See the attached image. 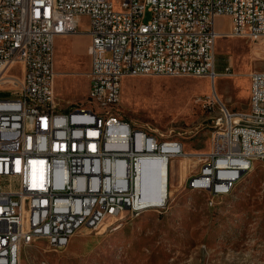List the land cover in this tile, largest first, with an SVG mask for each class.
Wrapping results in <instances>:
<instances>
[{
	"label": "built area",
	"instance_id": "2783aa9c",
	"mask_svg": "<svg viewBox=\"0 0 264 264\" xmlns=\"http://www.w3.org/2000/svg\"><path fill=\"white\" fill-rule=\"evenodd\" d=\"M82 16L89 92L84 103L59 110L54 39L79 34ZM220 18L226 32L215 30ZM219 38L263 39L264 0H0V264H20L36 241L59 251L82 228L154 208L142 198L144 164L163 163L169 175L183 145L118 117L122 80L213 81ZM248 78L246 113H229L216 95L198 98L218 104L219 114L211 150L195 155L204 162L187 185L207 188L212 199L264 164V133L246 128V121L264 124V71Z\"/></svg>",
	"mask_w": 264,
	"mask_h": 264
},
{
	"label": "rangeland",
	"instance_id": "374dc122",
	"mask_svg": "<svg viewBox=\"0 0 264 264\" xmlns=\"http://www.w3.org/2000/svg\"><path fill=\"white\" fill-rule=\"evenodd\" d=\"M227 28L226 19L216 21V31ZM87 31L88 19L82 16L79 34L68 40L57 63L72 71L85 68ZM214 53L215 72L221 73L213 81L152 76L122 80L118 117L180 142L189 155L187 160L178 157L170 162L164 196L159 191L158 204H150L160 207L139 216L123 213L109 218L96 230L82 228L59 251L44 240L36 241L22 253L20 264H264V164L255 162L222 197L212 199L208 192L192 191L187 185L204 162L195 155L211 150L213 122L219 114L218 104L209 107L198 98L216 94L229 113H246L248 76L264 71V38L256 42L219 38ZM11 73L19 76L18 68ZM86 84L83 75L57 79L58 109L84 103Z\"/></svg>",
	"mask_w": 264,
	"mask_h": 264
},
{
	"label": "bare ground",
	"instance_id": "6f19581e",
	"mask_svg": "<svg viewBox=\"0 0 264 264\" xmlns=\"http://www.w3.org/2000/svg\"><path fill=\"white\" fill-rule=\"evenodd\" d=\"M215 48V46H214ZM219 100L218 96H216ZM220 101V100H219ZM221 102V101H220ZM237 122V121H236ZM264 124L259 123L257 121H246V128H249L253 131V133H264L263 129ZM188 154H184V158L187 160ZM193 157V156H192ZM182 167V166H181ZM144 170H143V176H142V198L148 205L150 204H158L157 200H159L160 196L159 194L162 191V197L164 196V178L166 181V175L168 177V172L166 170V167L163 163L160 162H150L144 164ZM250 169H246L243 173V175L248 172ZM243 175L238 176L234 182L232 183V188L227 189L225 195L230 194V192L233 190L234 186L240 181V179L243 177ZM144 179V180H143ZM189 190L192 191H199V192H208L207 188H198V190H193V186H188ZM156 190L155 192H153ZM165 202V201H164ZM162 203V205L164 204ZM151 206V205H150ZM151 207H160V206H151ZM21 262V261H20Z\"/></svg>",
	"mask_w": 264,
	"mask_h": 264
},
{
	"label": "crops",
	"instance_id": "0c3cea01",
	"mask_svg": "<svg viewBox=\"0 0 264 264\" xmlns=\"http://www.w3.org/2000/svg\"><path fill=\"white\" fill-rule=\"evenodd\" d=\"M75 36H59L54 39L53 44V70L56 75L54 87L56 80L59 78H65L68 76H85L87 78V84H86V90L87 94L89 92V80H88V74L90 71V57H89V38H87L83 41V51L85 53V56L87 57V63L83 70H70L67 69L64 65L62 66L60 63H57V57L60 56L62 52H64L65 47L67 46L68 40L74 39ZM221 71H218V75H220ZM217 77V76H216ZM223 92V91H222ZM223 94V93H222ZM216 95V94H215ZM174 186L173 182L171 183V188Z\"/></svg>",
	"mask_w": 264,
	"mask_h": 264
}]
</instances>
